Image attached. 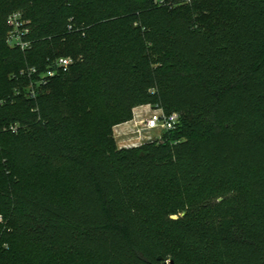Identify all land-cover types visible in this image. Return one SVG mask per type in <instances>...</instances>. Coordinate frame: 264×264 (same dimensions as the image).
<instances>
[{"label": "trees", "instance_id": "trees-1", "mask_svg": "<svg viewBox=\"0 0 264 264\" xmlns=\"http://www.w3.org/2000/svg\"><path fill=\"white\" fill-rule=\"evenodd\" d=\"M144 104L180 123L119 147ZM0 214V264H264V0H0Z\"/></svg>", "mask_w": 264, "mask_h": 264}, {"label": "built area", "instance_id": "built-area-1", "mask_svg": "<svg viewBox=\"0 0 264 264\" xmlns=\"http://www.w3.org/2000/svg\"><path fill=\"white\" fill-rule=\"evenodd\" d=\"M164 2L165 0H158ZM7 23L9 30L7 33V42L10 46L20 48L22 50L29 49L31 47V40L27 38L29 34V28L27 26V21L24 18L23 12L16 10L8 15ZM74 63V58L72 56H60L51 61L50 65L45 70H39L36 66L28 67L21 71V75L29 78L30 82L27 86V96L30 98H36L39 94L37 88L44 87L51 78L66 72L70 69ZM157 107V108H155ZM144 116V117H143ZM142 118V123L144 125L139 126V119ZM138 120V121H137ZM181 120V114L177 111L166 112L160 106H153L152 104H144L137 106L134 109L133 118L127 121L123 128L116 129L115 132L121 131V135H127L128 133L134 132L138 134L135 140H130L132 142L131 146H136L142 144L145 141H149L156 138H161L162 135L157 133L175 129ZM18 124H10L5 129H10L13 132L18 131ZM127 127V128H126ZM122 129H125L124 131ZM127 145V144H126ZM121 145V146H126ZM3 217L0 214V221Z\"/></svg>", "mask_w": 264, "mask_h": 264}, {"label": "rangeland", "instance_id": "rangeland-1", "mask_svg": "<svg viewBox=\"0 0 264 264\" xmlns=\"http://www.w3.org/2000/svg\"><path fill=\"white\" fill-rule=\"evenodd\" d=\"M155 108H157V107H155ZM125 124H126V122L120 123V124L115 125L113 127L114 136L116 138V141H117V144L119 145V147H121V145H126V144H127L126 146H131L133 140H135L136 137H138V134H136L134 132L128 133L125 136L120 134L121 131L118 132V133L115 132L116 129H119V128H123L125 126H128V125H125ZM138 124L141 127L144 125V123H142V118L139 119ZM122 130L124 131L125 129H122ZM157 134L162 135V132L157 133ZM130 140H132V142ZM182 214L184 215V212ZM181 250H182V252H180V255L178 256V260L176 261L177 264H193V263L198 264V262H199L198 257L196 255H194L193 253L189 252V249L188 248L182 247Z\"/></svg>", "mask_w": 264, "mask_h": 264}, {"label": "water", "instance_id": "water-1", "mask_svg": "<svg viewBox=\"0 0 264 264\" xmlns=\"http://www.w3.org/2000/svg\"><path fill=\"white\" fill-rule=\"evenodd\" d=\"M173 217L177 218V216H173ZM159 259H162V257L160 256ZM165 264H177V263L175 262L174 259L169 258L165 260Z\"/></svg>", "mask_w": 264, "mask_h": 264}, {"label": "crops", "instance_id": "crops-1", "mask_svg": "<svg viewBox=\"0 0 264 264\" xmlns=\"http://www.w3.org/2000/svg\"><path fill=\"white\" fill-rule=\"evenodd\" d=\"M121 136V135H120Z\"/></svg>", "mask_w": 264, "mask_h": 264}]
</instances>
